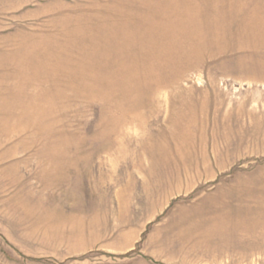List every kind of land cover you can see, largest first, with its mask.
Instances as JSON below:
<instances>
[{"label":"rangeland","instance_id":"rangeland-1","mask_svg":"<svg viewBox=\"0 0 264 264\" xmlns=\"http://www.w3.org/2000/svg\"><path fill=\"white\" fill-rule=\"evenodd\" d=\"M0 264H264V0H0Z\"/></svg>","mask_w":264,"mask_h":264}]
</instances>
